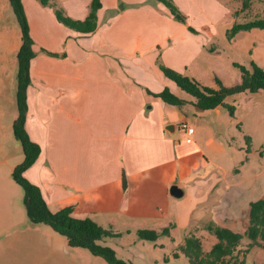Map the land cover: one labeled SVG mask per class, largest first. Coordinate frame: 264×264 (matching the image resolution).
Returning <instances> with one entry per match:
<instances>
[{
	"label": "crops",
	"instance_id": "1",
	"mask_svg": "<svg viewBox=\"0 0 264 264\" xmlns=\"http://www.w3.org/2000/svg\"><path fill=\"white\" fill-rule=\"evenodd\" d=\"M91 1L52 0L43 6L21 0L35 53L25 130L40 148L24 178L39 188L52 213L70 208L73 218H88L116 233L174 229L185 240L196 237L192 231L198 227L230 230L235 196L222 188H234L239 172L231 163L225 169L217 161L226 155L227 137L235 139L228 128L224 131V109L199 111L192 98L176 95L158 59L216 89L215 80L223 83L224 77L210 69L215 59L204 53L221 55L222 45H231L224 33L239 22L242 0L227 6L228 0H171L185 14V23L175 21L155 0H100L97 28L85 35L54 15L56 8L83 21ZM185 5L200 15L185 13ZM249 5L251 16L264 17V0H249ZM6 11L18 25L8 1L0 0V16ZM19 34L20 43L15 41L10 52H18ZM199 57L205 66L195 64ZM164 88L187 101L186 106L177 110L152 95ZM183 122L192 134L180 131ZM169 125L175 126L173 134L165 129ZM174 185L183 190L179 199L169 193ZM247 222L248 213L243 232Z\"/></svg>",
	"mask_w": 264,
	"mask_h": 264
},
{
	"label": "rangeland",
	"instance_id": "2",
	"mask_svg": "<svg viewBox=\"0 0 264 264\" xmlns=\"http://www.w3.org/2000/svg\"><path fill=\"white\" fill-rule=\"evenodd\" d=\"M221 1L225 3V0ZM231 1L228 0L225 5H231ZM185 6L189 8H186L185 13L200 15L197 8ZM177 9L179 10L178 7ZM179 12L186 22L185 14L181 10ZM237 15L240 18L237 23L260 18L251 16L247 9H240ZM0 19V92L4 93L3 98L0 97V264H107L101 257L92 256L83 249L69 247L66 239L49 226L32 225L26 217L22 203L23 191L12 179L14 168L24 158L11 128L16 118L17 52L10 51L16 42L20 43V29L9 11L2 12ZM223 22L222 20L217 28L221 29ZM228 31L224 33V37L231 45L225 43L224 47L223 44L221 55H214L206 50L204 53L206 57L215 59L216 63L210 69L224 77V82L221 83L225 87L239 83L241 74L236 65L250 70L251 63H254L264 69V30L239 32L232 39L227 37ZM161 62L159 58L158 63ZM194 62L205 66L202 57L195 58ZM176 95L190 98L177 87ZM226 103L234 107V117H230L224 109L222 124L224 131L228 128L235 139L227 137L226 155L217 161L223 162L225 169H229L227 164L231 163L233 171L236 169L239 172V178L234 181L236 186L232 189L224 186L222 191L231 192L229 196H235L236 208L229 214L233 218L231 221H234L230 223V230L243 235L242 220L247 219L249 203L264 199V91L236 94L227 98ZM3 126H6L5 131L1 129ZM245 137H249L251 142L248 151ZM233 150L238 152L233 154ZM246 209L247 212H243ZM204 228L198 227L197 232L193 230L192 234L199 238L202 250L207 252L216 239L206 230V226ZM168 231H171V238L161 236L155 242L138 240L133 230L130 234L117 232L121 234L119 239H107L101 245L111 248L118 259L131 264H189L179 250L184 243L181 231ZM247 243V239L243 237L239 258L242 259L244 255L245 264H264V250L255 247L244 253Z\"/></svg>",
	"mask_w": 264,
	"mask_h": 264
},
{
	"label": "trees",
	"instance_id": "3",
	"mask_svg": "<svg viewBox=\"0 0 264 264\" xmlns=\"http://www.w3.org/2000/svg\"><path fill=\"white\" fill-rule=\"evenodd\" d=\"M21 32V45L16 54L15 75V99L16 118L12 124L13 136L19 142L23 161L12 172V179L23 191V207L28 221L32 225H47L56 233L64 237L71 248H79L87 251L92 256L101 257L107 264H131L118 259L115 252L101 242L107 239H119L121 234L112 229L102 228L92 220L75 219L71 216V209L65 208L52 213L39 188L24 178L23 173L37 160L40 148L33 143L26 130L25 119L27 113L26 91L30 85L29 69L31 60L34 58L33 40L29 34V26L21 0H7ZM43 6H51L52 0H37ZM161 4L169 15L177 22L185 23V17L179 12L171 0H155ZM249 0H242L241 10L249 7ZM101 8L100 0H92L89 13L83 21L72 20L66 17L59 9L54 8V15L59 23L79 34L93 33L97 28V11ZM252 29L264 30V19L256 18L244 23H235L227 33L229 39L239 32H247ZM194 32L192 28H189ZM51 56H57L50 54ZM240 71V81L237 85L225 87L219 80H215L217 88H211L199 82L177 73L161 64H158L163 76L171 81L180 91L192 98V105L199 111H211L217 108L225 109L230 117H234V107L226 103V99L241 93H257L264 91V69L251 63L250 70L236 65ZM155 98L169 107L182 110L187 101L179 98L168 88H164ZM247 151L249 150L250 138L245 137ZM126 186L125 178L122 180ZM206 230L216 239L215 244L207 252L202 250L199 238L189 236L180 246V252L187 258L189 264H245V256L239 258L243 237L248 241L243 252L247 253L252 248L264 250V199L251 202L248 209V222L243 235L234 233L226 228L207 225ZM169 235L168 229L161 232L150 230H138V240L155 242L161 236Z\"/></svg>",
	"mask_w": 264,
	"mask_h": 264
},
{
	"label": "water",
	"instance_id": "4",
	"mask_svg": "<svg viewBox=\"0 0 264 264\" xmlns=\"http://www.w3.org/2000/svg\"><path fill=\"white\" fill-rule=\"evenodd\" d=\"M170 134H173L174 130H175V126L174 125H169L165 128ZM170 195L175 198V199H179L183 196V190L177 186H172L169 190Z\"/></svg>",
	"mask_w": 264,
	"mask_h": 264
},
{
	"label": "built area",
	"instance_id": "5",
	"mask_svg": "<svg viewBox=\"0 0 264 264\" xmlns=\"http://www.w3.org/2000/svg\"><path fill=\"white\" fill-rule=\"evenodd\" d=\"M179 128H180L181 132H184V133H186L188 135L193 133V129L186 122L181 123Z\"/></svg>",
	"mask_w": 264,
	"mask_h": 264
}]
</instances>
